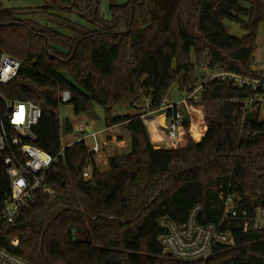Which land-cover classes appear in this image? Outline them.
Returning <instances> with one entry per match:
<instances>
[{"label": "trees", "instance_id": "obj_1", "mask_svg": "<svg viewBox=\"0 0 264 264\" xmlns=\"http://www.w3.org/2000/svg\"><path fill=\"white\" fill-rule=\"evenodd\" d=\"M103 1L44 0L35 13L85 23L66 22L70 34L26 21L0 1V56L22 65L13 81L0 85V133L8 102H32L42 111L34 145L56 156L63 147L61 96L68 92L75 116L102 107L106 127L123 125L131 145L128 155L109 158L105 172L85 142L66 148L47 175L46 186L56 196L40 194L20 210L15 225L1 223L0 248L32 264H264V232L245 233L238 220L223 222L230 197L240 218H255L264 208V109L253 106L242 114L254 91L209 84L201 104L214 108L204 115L207 135L200 142L188 137L178 149H156L139 115L109 117L116 108L147 104L148 112L160 111L174 86L183 91L199 82L206 62L211 70L264 83V74L253 70L264 4L107 0V21L100 12ZM227 21L247 34L231 36ZM5 128L9 137L17 136L8 124ZM73 129L68 121L65 132ZM7 156L0 151V214L11 196ZM87 169L90 180L84 178ZM198 206V223L223 225L234 245L215 246L205 261L169 258L159 243L164 233L159 221L181 226Z\"/></svg>", "mask_w": 264, "mask_h": 264}, {"label": "built area", "instance_id": "obj_2", "mask_svg": "<svg viewBox=\"0 0 264 264\" xmlns=\"http://www.w3.org/2000/svg\"><path fill=\"white\" fill-rule=\"evenodd\" d=\"M21 67L19 60L2 54L0 56V85H6L13 81L18 76ZM199 70L201 73L199 82L194 87L183 90L178 102L170 103L167 99L160 111L154 113L148 112L150 106L147 104L146 112L140 115V119L147 128L153 115L164 116L166 118L164 120L166 137L169 145L174 149L182 147L188 132L186 126H189L191 132V126L195 119H201L202 128H205L206 123L201 104L206 87L211 83H228L240 89L248 88L254 91V94L244 102L243 115L253 106L264 109V83L261 79L221 70H211L208 62L202 63ZM61 100L63 105L68 104L71 100L70 93L64 92ZM41 114V107L32 102L7 103V111L1 121L0 151L8 152L4 164L11 183V196L0 214V224L15 225L20 210L31 206L40 194L51 198L55 197L54 190L46 186L48 173L64 158L66 148L79 142H85L88 145V139L94 140L97 136L95 132L90 131L88 125L79 124L70 134L74 141L66 146L62 142L61 151L56 156H51L34 145L37 135L33 130L37 126ZM185 118L189 121L186 126L183 124ZM5 124H8L17 136L9 137ZM191 135L192 138H195L192 132ZM88 147L92 153L99 156L106 147V143L100 144L95 141L92 146L88 145ZM90 170L85 171L84 178L86 180L91 179ZM234 200V197L228 198L223 222L238 220L245 233L250 228L264 232V208L258 210L255 218H240ZM201 211V206L193 209L188 221L181 226L166 218L159 221L160 228L164 230L163 235L159 238V243L166 256L183 263H195L209 259L214 253L215 246L219 244L234 245L232 234L223 231V225L202 226L198 223ZM0 264L32 263L0 248Z\"/></svg>", "mask_w": 264, "mask_h": 264}, {"label": "rangeland", "instance_id": "obj_3", "mask_svg": "<svg viewBox=\"0 0 264 264\" xmlns=\"http://www.w3.org/2000/svg\"><path fill=\"white\" fill-rule=\"evenodd\" d=\"M0 1L6 8L18 10L19 14L22 16L24 20L37 23L43 26L48 25L51 28H54L65 34H70V31L65 28L66 22H74L80 25H85V23H83L80 19L76 17H67L65 14L57 13V14L45 15V14L35 13L37 12L36 10L38 8L45 6L44 0H0ZM126 1L127 0H119V3L123 4ZM257 1L260 4H264V0H257ZM100 12H101L102 17L105 20L107 21L111 20V15L109 12V2L107 0H104L102 2ZM62 19L65 21H63ZM225 26H226L227 32L231 36H234L237 38H243L247 34V32L244 29H242L240 25L236 23L227 21L225 23ZM253 70L264 74V23L260 25L259 30H258L257 50L255 53V63L253 65ZM181 95L182 93L179 91L178 86H174L171 90L168 101L170 103H176L180 100ZM140 108L141 106H139L138 109H132L128 107L116 108L111 112V115L109 117L110 119H112L117 116H131V117L138 116V115L140 116L146 112V107L145 108L142 107V109ZM213 110L214 108L212 106L203 107L204 115L211 113ZM94 111H95L97 118L94 120H91L87 116H78V117L75 116L70 105H67V104L63 105L61 113H60L63 145L66 146L74 141L73 136H70L65 132V124L69 121L73 127L79 124H82L84 126L88 125L90 127V131L92 132L100 131V130L105 131L99 136V138L101 139L108 140L109 138L118 137V138L128 140L127 141L128 144L126 145V147H122L121 146L122 144L120 145L118 142H116L114 145L109 144V147L106 148L105 152L102 151L101 155L105 154L107 156H110L114 149L116 150V154L112 153L113 155H119V156L128 155L131 152V145L128 139L129 135L124 129L123 125L113 126V129H111V131L110 130L107 131L106 122H105L106 111L102 107H99V106H95ZM200 120L201 119H199V121ZM154 130L156 129L154 128ZM149 134L151 133L149 132ZM194 134H195L196 139L200 138V137H197L196 135L197 133H194ZM188 137L192 138L190 131L187 132L186 138H184L185 142L182 144V147H185L188 144V139H187ZM192 139L195 141V138H192ZM99 143L101 144V142ZM93 144H94V140L88 139V145L92 146ZM182 147L179 146V148H182ZM97 158H99V156H97ZM99 166L101 169H104V170L108 169L107 165L103 167V165L99 163ZM51 209L52 208H49V210Z\"/></svg>", "mask_w": 264, "mask_h": 264}, {"label": "crops", "instance_id": "obj_4", "mask_svg": "<svg viewBox=\"0 0 264 264\" xmlns=\"http://www.w3.org/2000/svg\"><path fill=\"white\" fill-rule=\"evenodd\" d=\"M180 92L182 93V91H180ZM164 120H165V118L162 115H159V116L158 115H155V116L153 115L150 118V125L148 127V130L151 133L150 134L151 135V140H152V143L154 144L155 148H157V149L172 150L174 148H172L169 145L168 138L166 137ZM152 125H155L156 126L155 132L152 130V127H153ZM193 127H194V124L191 126V132L195 136V134L193 132ZM111 129H113V127H110V128L106 127V130L107 131H109V130L111 131ZM198 130H199V132H198L197 137H200V138H197L196 139V137H195V141L196 142H200V141H202L205 138V136L207 135V132H208V128H207V126H205L204 129L203 128L202 129L198 128ZM94 132L97 134L96 138L94 139V142L96 141L97 143H99V142L106 143V147L103 149L104 152L106 151V148L109 147V144L110 145H114L116 142H118L120 145L122 144L121 145L122 147H126V145L128 144L127 143L128 140H125V139H122V138H118V137L117 138H109L108 140L107 139H101V138H99V136L103 132H105V131L100 130V131H94ZM100 140H102V141H100ZM70 144H68V145H70ZM112 153L113 154H116V150L114 149ZM112 153H111L110 156H107L105 154H103V155L100 154L101 156L99 155V158H97V163H98V167L99 168H100L99 163H101L103 165V167L106 166V165L108 166V160H109V158L115 156ZM107 170L106 169L105 170L104 169H101V171H104V172L107 171ZM90 174H91V170H90Z\"/></svg>", "mask_w": 264, "mask_h": 264}, {"label": "bare ground", "instance_id": "obj_5", "mask_svg": "<svg viewBox=\"0 0 264 264\" xmlns=\"http://www.w3.org/2000/svg\"><path fill=\"white\" fill-rule=\"evenodd\" d=\"M199 118H197V119H195V123H194V127H193V132L194 133H197L196 135H198V132H199V130H198V128H200V129H202V120H200L199 122ZM153 127V130H154V128L156 129V126L155 125H152ZM154 132H155V130H154Z\"/></svg>", "mask_w": 264, "mask_h": 264}, {"label": "water", "instance_id": "obj_6", "mask_svg": "<svg viewBox=\"0 0 264 264\" xmlns=\"http://www.w3.org/2000/svg\"><path fill=\"white\" fill-rule=\"evenodd\" d=\"M86 116H87L89 119H91V120H94V119L97 118V116H96L94 110H92V111H91L90 113H88ZM165 120H166V118H165ZM188 123H189L188 119L185 118L184 121H183V124L186 126V125H188ZM164 126H165V125H164ZM156 149H157V148H156Z\"/></svg>", "mask_w": 264, "mask_h": 264}]
</instances>
